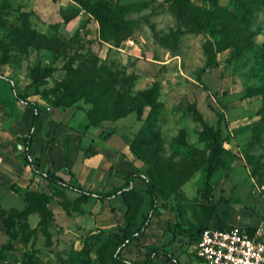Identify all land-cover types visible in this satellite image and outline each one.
<instances>
[{"label":"rangeland","instance_id":"rangeland-1","mask_svg":"<svg viewBox=\"0 0 264 264\" xmlns=\"http://www.w3.org/2000/svg\"><path fill=\"white\" fill-rule=\"evenodd\" d=\"M108 1L112 5L144 4L141 12L127 15L126 19L136 20L137 26L122 44L112 37L102 40L99 21L75 0H0V39L6 42L0 46V75L21 90L33 92L31 98L44 108L42 116L49 109L72 113L58 124L48 117L43 119L41 134L48 128L50 136H56L58 129V133H67L60 140L54 137L53 145L41 143L36 157L39 168L95 191L121 187L129 173L144 168L143 160H151L164 171L182 173L186 158L179 144L183 138L203 156L210 154L204 123L197 120L192 108L195 104L209 126L217 127L223 117L224 146L231 152L227 164L211 181L212 201L206 197L203 169L175 190L163 188L160 205L166 206L164 214L122 252L123 257L142 262L147 253L167 244L175 229L215 222V216L211 221L207 217L208 208L214 206L227 225L264 227V98L260 94L247 96L249 89L264 86V0L254 15V44L246 56L236 60L235 51L228 49L216 54L213 65H208L211 56L206 46L209 41L215 44V38L209 32L189 34L184 28V33L176 34L178 25L169 0ZM235 1L219 3L233 7ZM192 2L202 4L201 0ZM24 24L67 47L56 56L45 42L25 46L26 39L14 33L16 27L25 31ZM91 57L98 60V66L107 65L120 73L118 88L139 102L142 94L155 91L159 107L156 121L149 120L150 105L144 107L141 117L137 113L117 120L114 116H89L96 90L69 81L66 69L70 62L75 69L92 67ZM36 70L41 72L39 78H35ZM49 70L52 73L47 76ZM126 77L130 87L124 84ZM115 98L110 97V101ZM15 105L10 85L0 78V157L4 154L0 159V264H121L107 239L110 231L125 225L123 211L115 210L116 202L92 199L76 206V195L52 186L41 176L32 180L20 177L22 138H15L12 146L1 142L9 133L4 131L2 120L10 119L6 114L12 113ZM19 108V114L24 115L25 109ZM98 119L99 126H89ZM57 153L64 156L62 161ZM4 174L11 178L5 179ZM39 193L47 196L43 200L49 216L44 219L40 211L33 210ZM96 240L103 243L92 250ZM171 249L184 264L200 263L184 234L178 233ZM158 264L169 263L162 258Z\"/></svg>","mask_w":264,"mask_h":264},{"label":"trees","instance_id":"trees-1","mask_svg":"<svg viewBox=\"0 0 264 264\" xmlns=\"http://www.w3.org/2000/svg\"><path fill=\"white\" fill-rule=\"evenodd\" d=\"M82 8L90 14H93L100 23L101 39L108 40L111 37L117 44L123 43L125 40L133 36L134 30L137 26L136 20L126 19L127 15L134 12H141L144 9L143 3H136L131 5H112L108 0H75ZM202 4L197 5L192 0H169L172 11L174 12L175 19L178 25V32L176 34L186 33L189 34H202L210 33L216 43L209 41L206 46V53L210 54L211 58L208 59V65H213L214 58L217 53L223 52L228 49H233L236 54V60L243 59L246 56L248 49L253 47V20L256 10L259 8L263 0H236L233 7L223 6L219 0H201ZM6 7V6H3ZM25 31L28 35H24L22 27L14 29L15 37L21 36L26 39L25 46L36 42V45H42L45 42L47 49L54 53L56 56L63 53L62 49L67 47L62 44L59 39L50 41L44 36L38 35L32 31L27 24H24ZM39 39V41H38ZM71 43V42H70ZM121 43V44H122ZM6 45L4 39H0V46ZM43 45V46H46ZM94 58V57H93ZM91 57L90 64L92 67L81 66L75 69L73 63L70 62L68 66L69 81H78L80 86L86 87L89 85L92 89L96 90L94 98V108L89 116H114L113 119L117 120L131 113H137L141 117L144 113L146 105L152 106L150 113L151 121H156L158 115V106L156 104L155 91L150 90L142 94V102L138 98L131 96L128 91L123 93L118 88L121 80L119 79L120 73H115L107 65L98 66V60L94 61ZM1 64H5L2 62ZM93 68V69H92ZM35 78H39L41 72L37 70L34 72ZM52 73V70L47 72V76ZM0 78L5 80L11 87L14 94V100L22 103L25 107L32 109L33 114L30 121L29 133L25 138L20 141L23 143L22 152L24 153V162L30 166L35 175L41 176L54 187H61L70 193L76 195L73 203L76 206L86 204L94 199L100 202L109 201L116 202L115 210H122L125 219V225L119 230L110 231L107 239L115 247L114 258L121 264H158L162 258L169 264H184L181 261L179 254L176 250L171 248L176 246L178 233L184 234L190 239V246L200 239L204 229L208 227L216 229H230L233 226L227 223L219 216L217 206L208 208V220L211 221L215 216V222H202L196 228L190 229H175L173 238L161 247L156 248L152 252L147 253L144 261H128L123 257L122 252L140 239L145 232L149 229L153 220L164 214L166 206L160 205V196L163 193L162 189L175 190L177 186L181 185L188 179H191L197 171L203 169L206 173L205 189L207 198L211 201L212 179L215 175L227 164L230 150L225 148L226 137L223 135L222 119L220 117L217 127L209 126L204 122L202 114L197 109L195 104L192 105L194 114L199 122L204 123L203 135L209 141L210 154L208 157L200 154V150L196 147L189 146L183 138L179 144L180 152L186 158L183 165L185 169L182 173H170L169 170L157 168L154 162L143 160L144 168L136 169L135 172L130 173L125 180V183L111 191H95L92 189L84 188L79 184H74L71 180H67L63 175L56 174L51 171L40 170L32 156V144L34 139L38 136L37 130L40 125H43V119L48 117L47 113L42 116L44 108L37 102L31 101L30 98L34 96L33 92L28 90H21L19 86L12 82L9 78L0 75ZM130 83V78L124 79V84L127 87ZM124 85L122 84V89ZM126 87V89H127ZM260 94L264 98V86L257 89H249L247 96H254ZM90 97V93H88ZM115 95V96H110ZM116 97L115 100L110 101V97ZM45 97H48L47 95ZM59 98V97H58ZM51 102V101H50ZM68 107H74L68 105ZM152 116V117H151ZM100 119L90 121V125L99 126ZM43 128V127H42ZM41 141L49 144H54L55 138H50V132L47 130L40 134ZM188 144V145H187ZM141 159V157L139 156ZM66 172V171H64ZM67 173V172H66ZM63 174V173H62ZM38 206L33 210H38L42 213L43 219L48 215V208L43 200L47 198L44 193H39ZM30 205L31 202L28 200ZM49 216V215H48ZM245 228L250 233H254L258 226L247 225ZM103 241L96 240L92 243L90 248L95 250L96 247L101 245Z\"/></svg>","mask_w":264,"mask_h":264},{"label":"built area","instance_id":"built-area-1","mask_svg":"<svg viewBox=\"0 0 264 264\" xmlns=\"http://www.w3.org/2000/svg\"><path fill=\"white\" fill-rule=\"evenodd\" d=\"M199 264H264V227L252 234L245 227H208L192 250Z\"/></svg>","mask_w":264,"mask_h":264},{"label":"crops","instance_id":"crops-1","mask_svg":"<svg viewBox=\"0 0 264 264\" xmlns=\"http://www.w3.org/2000/svg\"><path fill=\"white\" fill-rule=\"evenodd\" d=\"M30 100L31 101H34V102H37V100H35L33 98H30ZM37 103H39L40 105H42L40 102H37ZM19 107H21V109H23V111L25 109V114L24 115L19 114V112L21 111ZM69 113H71V112L70 111H68V112L67 111L66 112L65 111H62V112H60L59 110L49 109L48 110V113H47V116H48V118H50L51 122L54 121V122H56L58 124V123L61 122L62 119H66L67 116H72V113L71 114H69ZM1 114H2V111L0 109V115ZM32 114H33V111H32L31 108L25 107L24 104L19 103V102H16L15 110L12 113H10L9 115L6 114V116H9L10 117L9 120L11 122L8 124L7 122L9 120L7 122H4L2 120V122L4 124L3 125L4 126V131H8L10 133V134L8 133V135H7L8 138L5 136L4 139L1 141L2 144H4V143H7L8 144L9 143L12 146V141L15 138H17V137L25 138L28 135V133H29L30 121H31ZM20 116H23V117H20ZM27 119L28 120L30 119V120L27 121ZM53 125H55V124H53ZM53 125H52V127H53ZM40 127H41V125L38 127V130H37L38 136L34 139L33 144H32V148H31V150H32V156H33V159H34L35 163H36V157H38L40 155V153H41L39 151V149L41 147V143L46 144L45 142L41 141V139L39 138V136L41 134V132H40L41 129H39ZM44 131H47V130L44 129ZM48 131H49V128H48ZM58 131H59V129L57 130V132L56 131L55 132H56V136L60 140L61 137H64L63 135H65L67 132H63V133L59 132L58 133ZM56 136H50V137L51 138H54ZM58 142L56 143V145L58 144ZM22 145L23 144L19 145V148H20L19 150H21V152L23 151L22 150ZM55 153H56V151H55ZM56 155H59L58 158H59L60 161H62L64 159V156L63 155H60L58 153ZM3 157H4V154H1L0 159L3 158ZM20 158L22 160V157H20ZM21 160H20V162H21V165L23 166V168H20L21 166L18 167L19 174L21 175L20 177L21 178H24V179H26V178L28 179L29 178L31 180L34 179V178H36L38 175H35L34 172H33V170H32V168L30 166H28V165L25 164L24 159H23V161H21ZM36 165L39 168L40 165L37 164V163H36ZM39 169L41 170L42 168L40 167ZM42 171H44V170H42ZM46 171H50V170H46ZM131 173H133V172H131ZM3 176L5 177V179L6 178L7 179H10L11 178L7 174H4Z\"/></svg>","mask_w":264,"mask_h":264}]
</instances>
